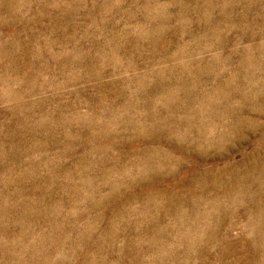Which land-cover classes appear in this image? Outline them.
Listing matches in <instances>:
<instances>
[{
  "label": "rangeland",
  "instance_id": "1",
  "mask_svg": "<svg viewBox=\"0 0 264 264\" xmlns=\"http://www.w3.org/2000/svg\"><path fill=\"white\" fill-rule=\"evenodd\" d=\"M0 264H264V0H0Z\"/></svg>",
  "mask_w": 264,
  "mask_h": 264
}]
</instances>
